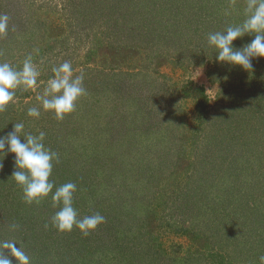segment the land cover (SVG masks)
Listing matches in <instances>:
<instances>
[{
	"label": "rangeland",
	"instance_id": "obj_1",
	"mask_svg": "<svg viewBox=\"0 0 264 264\" xmlns=\"http://www.w3.org/2000/svg\"><path fill=\"white\" fill-rule=\"evenodd\" d=\"M152 1L150 11L146 0H0V14L9 17L0 62L20 68L31 55L46 83L52 67L70 61L86 89L63 120L43 111L38 119L27 115L44 85L17 89L16 102L0 111V137L19 122L25 133L43 131L45 146L60 157L52 181H65L70 168L87 177L73 206L80 218L105 217L98 240L107 247L98 253L105 264H260L264 59H253L251 71L220 64L207 40L241 23L234 19L245 18V0ZM158 2L168 7V26L156 18ZM188 27L193 33L183 38ZM246 77L260 91H239ZM5 155L0 177L11 178L14 156ZM48 206L55 211L47 199L27 208L51 225ZM12 212L0 211L4 229L19 215ZM38 229L36 238H49ZM132 238L142 244L135 256L127 252ZM20 247L34 253L33 245Z\"/></svg>",
	"mask_w": 264,
	"mask_h": 264
},
{
	"label": "clouds",
	"instance_id": "obj_2",
	"mask_svg": "<svg viewBox=\"0 0 264 264\" xmlns=\"http://www.w3.org/2000/svg\"><path fill=\"white\" fill-rule=\"evenodd\" d=\"M244 14L242 23L229 26L223 32L210 33L207 40L209 47L216 50L217 63L251 71L253 59H264V0H246ZM8 28V15L0 14V36H4ZM246 35L254 38L236 48L234 41ZM51 72L52 76L46 83L40 80L41 72L31 55L24 59L20 68L0 62V111L16 102L17 89L35 91L44 85L35 97L37 104L27 109V115L38 119L43 111L53 114L57 120L70 115L77 102L86 95L84 74L74 75L70 61L52 67ZM24 129L23 122L15 123L11 132L0 137V153L14 156V171L10 179L21 187L24 201L32 204L51 196L53 207H58L51 217L53 228L60 233H70L75 228L84 236L94 232L105 222V217L98 212L79 217L73 206L77 185L66 182L57 186L51 180L54 163L60 159L59 154L45 146L46 134L43 131L33 135L25 133ZM17 227L12 224L10 230L14 231ZM16 245L17 242L13 240H0V264H13V259L15 264H32L31 257ZM259 261L264 264V256H260Z\"/></svg>",
	"mask_w": 264,
	"mask_h": 264
},
{
	"label": "trees",
	"instance_id": "obj_3",
	"mask_svg": "<svg viewBox=\"0 0 264 264\" xmlns=\"http://www.w3.org/2000/svg\"><path fill=\"white\" fill-rule=\"evenodd\" d=\"M162 1H164V0H160L161 4H162ZM241 1H243V0H241ZM146 2L148 4V8H149V4H152V6H154L152 0H146ZM160 2H158V5H157V7H158L157 11L160 12V14L157 15L156 18L159 19L161 17L159 20H162L164 22V24L168 26V24H169L168 20L170 21V19H171V18H169L170 16L168 15V13H169L167 10L168 7L162 8L160 6L161 5ZM245 3H246V0H245ZM242 6L246 7V4L245 5H239V7H242ZM245 7H244V10H245ZM150 11H151V9H150ZM244 19H241V18L236 19L235 18L234 21H238V23H240V22L242 23ZM224 20H225L224 23H226L229 19L226 18ZM193 22H195V20H189V19L187 20L188 25L192 24ZM229 26H231V25H228V27ZM188 28L190 30V27H188ZM182 29H183V27H182ZM164 30L166 32H169L167 29H164ZM189 30H185L184 33H182L183 31L182 32L180 31L182 33L181 35H185V37H183V38H189V37H187L188 34L193 33L192 29L190 30V33H189ZM177 34L180 35V33H178V32H177ZM244 40H245V37L243 39L239 40V42L244 41ZM234 46L236 47V45H234ZM246 78H247V80H246ZM246 78L240 80L239 81L240 83L238 82L239 91H242L244 93H249V94L250 93L253 94L255 91H257V92L260 91V87L257 86V82L255 80H253L249 77H246ZM257 92H255V93H257ZM243 97L245 99H247L246 97H248V95L243 94ZM12 166H14V163L12 164ZM60 166H61L60 162L54 163L51 180L54 179V177H55V179L57 177H59V175H58L59 172L57 170L60 169ZM117 166L114 168V171H116V172L118 170ZM73 167L75 170L76 169L75 164H73ZM3 173H5V171ZM83 175H84L83 173L78 172V174H77L74 171L72 172L71 168H70V176L66 177L65 181L62 180L61 183L59 182L56 185L58 186V185L66 183V182H73L77 185V191L79 192L83 189L82 187H84V188L87 187L86 185H81L82 181L85 182L88 180V179H84L87 177L86 176L83 177ZM5 176H6V174H3L2 177H0V181L2 182L1 184L3 186V187L0 186V211H4L5 208L7 207V209L11 208L12 211H14L12 213H14V214L18 213L20 216L16 215L17 217H14L11 215V218H12L14 224H16L18 226L14 231L13 230L10 231L9 228L4 229L3 225L0 224V237L5 236L8 240L16 241L17 242L16 246L17 247L22 246L24 249L29 248V246L33 245L34 246V253H32V252L29 253L28 250L26 251V253H28V255L31 258L34 257V259L32 260V264H105L106 263V258L104 257L106 255L101 256L98 254L99 252H100V254H103L105 252L103 250H106V248H107L106 246H104V242L98 243L99 236L102 234L103 225H100L94 232L90 233L87 236L82 235L79 232V230L75 229V228L70 233H60L55 228H53L51 225H48L49 222L46 223V220L45 221L41 220V218L46 219L45 217L40 216L41 218H39V217L36 218L35 217L36 215L33 214V211L35 210V208H32V207L27 208L28 206L35 205L36 202H33L32 204H28L24 201V202H21V206H20V207H22L21 211L19 210V208H17V204H16V202L18 200V196H17L18 189H17V187H20V186H18L10 178H8V177L5 178ZM79 179H81V180H79ZM4 198H6V204L4 203ZM46 199L48 201V204L51 206L52 205L51 196H49ZM8 201L10 202V205H7ZM78 201H74L73 203H76ZM18 203H20V202L18 201ZM25 204H28V205L25 206ZM48 209H49V214H50V212L55 213L56 210H58V207L55 209V211H53V209L50 208L49 206H48ZM45 213L48 214L47 212H45ZM18 217H21V218H18ZM22 219L24 221H22ZM46 224L48 225L47 227H45ZM40 225L45 227L46 232H44V234L50 233L49 234L50 236L48 239H44L41 236L39 238H36L35 233H37V232L39 233L40 228L38 229V227H40ZM24 229H26V230H24ZM28 233H29V235H28ZM53 235L59 241L55 240L54 243L49 242L51 240L50 237H52ZM47 240H49L48 243H47ZM131 240L132 241L127 240V242L130 244V246L127 248V252L131 253L132 256L133 255L135 256V253L137 252V250H140L139 247L142 244H140L141 243L140 238H135L134 240L132 238ZM132 242H133V244H134V242H137V244L133 246ZM92 247H95V249L91 251L90 248H92Z\"/></svg>",
	"mask_w": 264,
	"mask_h": 264
}]
</instances>
